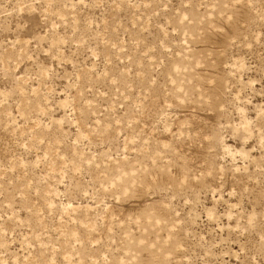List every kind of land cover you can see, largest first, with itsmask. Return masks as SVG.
<instances>
[{
	"label": "rangeland",
	"instance_id": "obj_1",
	"mask_svg": "<svg viewBox=\"0 0 264 264\" xmlns=\"http://www.w3.org/2000/svg\"><path fill=\"white\" fill-rule=\"evenodd\" d=\"M0 264H264V0H0Z\"/></svg>",
	"mask_w": 264,
	"mask_h": 264
}]
</instances>
